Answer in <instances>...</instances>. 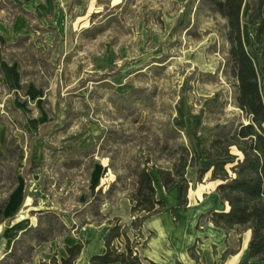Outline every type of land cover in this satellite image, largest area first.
<instances>
[{
	"label": "rangeland",
	"instance_id": "obj_1",
	"mask_svg": "<svg viewBox=\"0 0 264 264\" xmlns=\"http://www.w3.org/2000/svg\"><path fill=\"white\" fill-rule=\"evenodd\" d=\"M110 1L106 9L109 0H0V230L20 214L35 218L36 227L45 218L40 212L59 219L49 242L37 246L33 232L23 239L32 250L18 240L4 248L0 236V252L14 248L27 264L42 260V252L59 262L65 245L85 244L86 225L126 222L121 199L133 193L136 167L149 160L150 172L172 171L184 145L199 171L197 149L248 123L235 106V81L224 73L222 20L202 0ZM256 1L245 0L243 8L250 53ZM95 28H101L95 36L86 32ZM259 55L264 92V44ZM231 153L242 158L236 148ZM23 197L30 206L7 214L11 199ZM113 210L121 217L113 218ZM143 236L142 260L150 239ZM201 244L192 255L202 264Z\"/></svg>",
	"mask_w": 264,
	"mask_h": 264
},
{
	"label": "trees",
	"instance_id": "obj_2",
	"mask_svg": "<svg viewBox=\"0 0 264 264\" xmlns=\"http://www.w3.org/2000/svg\"><path fill=\"white\" fill-rule=\"evenodd\" d=\"M110 0L105 4L110 7ZM208 6L212 17L222 20L217 32L226 45L227 63L225 76L235 81V106L240 109L247 124H240L232 133L213 135L209 146L203 145L202 155L206 160H216L212 171V180L221 181L217 188L220 199L228 203V213L209 214L213 224L220 229L229 231L234 228L251 231V240L248 246V259L242 264H264V92L260 84L256 62H260L259 51L264 44V0H257L252 4L249 15V26L254 29L251 53L247 50L242 32V11L245 0H202ZM122 6L118 7L121 9ZM101 28L87 30L95 36ZM264 77V73H263ZM236 148L239 156H234L231 149ZM177 160L173 162L172 171L155 169L161 178L164 188L169 191L179 188L178 205L186 209L189 204L188 194L190 182L187 180L188 168L195 166V158L186 146L178 147ZM232 160H237L235 164ZM144 167H136L130 173L134 180L133 193L129 197L132 204L133 221L130 226L121 225L116 219L104 238L105 252L90 259L91 264H157L140 258L137 247L143 236V226L149 218L166 211V203L159 199L153 183L151 172L148 169L149 160ZM232 165L229 173L227 167ZM208 171L199 169L198 180L202 181ZM39 226L29 228L22 234L15 245H22L23 239L36 233L34 242L41 245L50 241L55 231L53 221L59 222L58 216L52 212H40ZM176 215L175 210L172 211ZM45 220V221H41ZM60 229L66 226L59 223ZM69 230V229H68ZM133 233L134 240L129 233ZM14 245V247H15ZM22 249L32 250L23 243ZM85 244L82 240L72 246H65L66 258L59 262L54 258L48 264H76ZM191 252L194 248L190 249ZM229 252L223 256L226 259ZM194 259V255H192ZM9 259V260H7ZM199 262V260L196 259ZM22 256L16 254L13 248L0 264H27ZM45 264V263H43ZM47 264V263H46Z\"/></svg>",
	"mask_w": 264,
	"mask_h": 264
},
{
	"label": "crops",
	"instance_id": "obj_3",
	"mask_svg": "<svg viewBox=\"0 0 264 264\" xmlns=\"http://www.w3.org/2000/svg\"><path fill=\"white\" fill-rule=\"evenodd\" d=\"M11 64L2 60L1 68H6L10 71ZM12 71V70H11ZM14 71V70H13ZM17 73V72H16ZM14 71V79H20L19 75ZM196 164L200 169L208 172L203 177L201 182H198V187L195 192L189 191V204L186 209L180 208L178 205L179 188L176 186L167 191L161 181V178L155 171H151L153 183L157 191L159 199L166 203L167 209L165 212L153 216L145 221L143 226V235L150 237L147 247L143 249V260H149L157 264H199L192 257L191 248H194L197 242H202L199 248L202 257V264H242L248 259V246L251 240V231H247V236L244 239V233L241 228H234L229 231L217 228L209 216L210 213H228L230 207L228 203L222 201L217 194V188L222 183L221 181L212 180L213 166L216 160H206L200 149L195 151ZM198 167L190 168L187 172V179L192 184H196L198 180ZM212 189V194L209 195L205 188ZM200 195V197H199ZM200 198V199H199ZM29 197L22 199H11L7 206L6 213L13 215L18 208L23 205L24 208L30 206ZM21 201V202H20ZM122 212H126L128 220L125 225H130L132 221V204L128 197L121 199ZM29 210V209H28ZM175 210L174 216L172 211ZM120 212L113 210L112 217L120 218ZM107 214H104V216ZM25 214L16 215L13 223L7 229L0 230V236L5 241L4 248L9 247L13 241L19 240L20 236L31 227H36L37 220L33 217L27 219ZM208 217L207 225L197 227L199 221ZM111 226L102 223L98 226L86 225L83 228L85 249L82 252L76 264H91L90 259L95 255H101L105 252L104 238L109 232ZM208 229V230H207ZM191 238V239H190ZM190 239V240H189ZM189 240V241H188ZM69 246V245H65ZM63 251L61 258H66V251ZM206 247V248H205ZM4 250V249H3ZM139 255L142 256L138 250ZM229 252L226 259L223 256ZM7 251L0 252V261L7 254ZM60 253V252H59ZM50 253L42 252V260H34L33 264L40 262H48ZM254 264V263H249Z\"/></svg>",
	"mask_w": 264,
	"mask_h": 264
},
{
	"label": "bare ground",
	"instance_id": "obj_4",
	"mask_svg": "<svg viewBox=\"0 0 264 264\" xmlns=\"http://www.w3.org/2000/svg\"><path fill=\"white\" fill-rule=\"evenodd\" d=\"M243 15H244V9H243V11H242V17H243ZM92 144H93V143H92ZM199 197H200V195H199ZM199 199H200V198H199ZM21 218H24V217H21ZM207 230H208V229H207ZM190 239H191V238H190ZM190 239H189V240H190ZM189 240H188V241H189ZM205 248H206V247H205Z\"/></svg>",
	"mask_w": 264,
	"mask_h": 264
}]
</instances>
